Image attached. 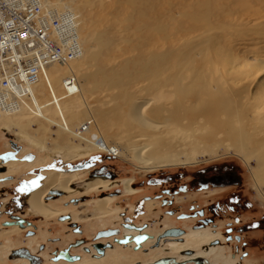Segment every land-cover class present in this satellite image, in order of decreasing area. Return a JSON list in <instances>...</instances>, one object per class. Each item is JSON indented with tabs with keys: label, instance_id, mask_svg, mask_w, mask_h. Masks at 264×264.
<instances>
[{
	"label": "bare ground",
	"instance_id": "bare-ground-1",
	"mask_svg": "<svg viewBox=\"0 0 264 264\" xmlns=\"http://www.w3.org/2000/svg\"><path fill=\"white\" fill-rule=\"evenodd\" d=\"M85 1L58 0L55 3L43 0V4L50 11L71 13L78 24L79 39V20L93 24L83 13ZM100 1L101 7H104V3ZM116 2L131 6L132 10L125 19L130 24H139L140 30L152 29L165 34L166 25L154 27L145 22L157 21L161 17L177 21L178 24L182 23L180 18H186L192 23L188 28H176V33L165 35L174 40L166 50L150 48L147 53L119 58L122 60L110 66L102 58L113 53V45L118 41V36L112 37L108 31L100 30L91 40L82 39L84 42L80 44V57L86 50L88 61L85 60V65L90 66L95 62L96 68L83 71L81 65L76 63L80 57L67 64H50L31 88L30 97L16 100V108L13 109H3L0 106V128L11 131L12 126L17 125L18 135L41 150L47 148L49 134L54 132L56 136L51 139L61 151L60 154L69 157L91 151L120 157L127 154L148 170L181 162V154L173 150L181 137L191 136V149L198 152L204 150L210 154L227 141L248 165L255 161L252 173L258 191L264 198V60H256L257 63L253 64V60L246 56L242 62L237 61L234 51L221 45L218 38L220 32H216L217 29L227 31L231 28L239 31L240 26L221 20L214 21L208 1L200 4L205 12H174L173 9H168L167 14L154 15H149L148 12L154 9L153 6L156 8V0H145L143 3L140 0ZM222 9L225 8L221 6ZM251 22L252 20L247 19V22L242 23L248 27ZM111 25L113 24H108ZM257 26L252 28L254 32L264 34V21ZM196 29H202V32L194 40L192 33ZM91 46H97L98 50L90 52L88 49ZM211 52H215L220 60L217 56H211ZM219 62L225 71L216 73L213 65ZM238 65L244 67L240 68ZM251 66L256 67V70L253 71ZM71 74L78 78L79 92L74 95L66 94L63 85L66 77ZM141 82L146 83L139 84V89L131 91L133 84L136 83L137 86ZM90 98L93 101L95 98L102 105L93 111L88 110ZM78 104L84 105L86 109L77 112L74 106ZM84 125L86 129H82ZM70 137L76 142L70 141ZM191 158L187 155L185 159ZM40 162L42 160L39 159L30 164L12 161L8 163L9 172L17 173L22 168L28 169ZM76 174L78 172H45L41 187L27 198L31 211L45 217L55 215L57 211L44 203L43 198L52 188L72 191L70 182ZM132 179L124 181L128 192L134 191ZM106 184L108 183L103 179H93L86 184V190H95ZM110 200L100 198L92 202L96 216L113 213L108 208ZM13 231L18 229L14 228L11 232ZM204 241V237H194L190 233L183 243L186 247H193ZM147 246L148 243L143 245ZM132 249V245L127 249H108L100 259H89L87 256L83 261L54 264H133L134 260L142 258V254ZM121 253L126 254V258L117 259V254ZM189 262L185 264H190ZM213 264H219L218 257Z\"/></svg>",
	"mask_w": 264,
	"mask_h": 264
},
{
	"label": "flooded vegetation",
	"instance_id": "flooded-vegetation-1",
	"mask_svg": "<svg viewBox=\"0 0 264 264\" xmlns=\"http://www.w3.org/2000/svg\"><path fill=\"white\" fill-rule=\"evenodd\" d=\"M0 130L5 134L10 133L3 128H0ZM13 134L20 140L15 133ZM5 144L9 149L1 151L0 155L7 154L9 158L15 156V159L3 161L0 158V179L7 177H13V179L0 181V189L3 188L4 185H9L12 181L18 180L25 172H31L32 175L29 178V182L21 185V193L26 194L25 202L28 205V210L35 215L42 216L31 211L27 198L33 191L41 187L45 172L60 171L64 174L78 172V174L74 176L75 178L70 182L72 191L66 192L52 188L46 193L43 198L44 203L56 210L57 213L50 217H42L45 219L53 217L59 219L60 217L61 220H57V223L66 231L75 230L76 234H82L88 231V225L84 228H80V217L76 214H68L66 208L62 209V207L58 206V202L62 201L64 203L70 201V199L87 196L89 192L108 190L118 181L116 178L117 173L112 170L108 164L104 163L102 157L97 156L87 160L91 161V164L88 168L83 170H44L43 167L47 166L48 163L44 165H33L28 169L22 168L19 170V172H22L18 174L19 172H9V162L15 161L30 164L34 163L38 159V156L12 139ZM97 162L100 163V165L96 166L95 163ZM97 169H102L103 175H91V173ZM82 172L84 174H82ZM182 174L183 172H180L176 177L173 174H166V176L161 175L160 177L149 174L148 184L150 187H160L159 191L154 190L153 194L143 196L142 203L138 201L130 205L129 214L127 215H125L124 210L116 205L121 197V195H116L119 192L118 189L115 194L110 192L106 193V195H100L95 199L81 201L77 205L69 204V206L71 205L72 207L81 205L91 206L92 202L97 199L109 198L111 200L109 201L108 208L113 210V213L110 215L96 216V210L91 206L92 208L89 209V213L85 220L89 221L91 218L102 220L103 218H107L108 220H119V222L118 224L95 229L93 241L87 243L86 241L77 240L76 243L79 245L77 248L75 247L72 250L70 247L58 249L53 255L49 253L48 247H44L43 243L57 237L41 229L34 235L32 233V222L20 214V210L22 209L21 200L14 198V202H12V204L8 202L7 208H4L5 204H1L3 200L0 199V216L6 214L9 217L7 220L2 221L4 225L0 222V260L4 262L9 261L12 262V264H32V261L27 257H12V251L21 248L27 249L31 254L38 257L34 261L35 264L77 262L83 261L84 257L87 256L90 257L89 259L96 260L103 258L110 249H127L132 245V250L134 252L142 254V258L134 260L133 264H154L158 261H170L172 264H185L188 261H190V264H206L208 261V264H213L216 257H218L219 264H264V259L262 258V253H264V234L259 240L255 239V237H248L251 234L264 231V216L250 220L243 218V213L254 209L255 206L253 201L248 198L241 189L243 181L235 165L219 163L199 168L194 172L193 179L190 182L175 185L173 181L181 177ZM40 175H43V178L38 186H36L35 181ZM97 178L103 179L108 184L95 190H86V184ZM125 180L126 179L123 180V184ZM79 181H83L85 186L81 190L78 189ZM134 183V179H132L133 192L126 191L124 186L123 193L125 195L134 197L139 194L140 190L134 187ZM255 186L257 188L256 182ZM55 191H61L63 193L57 195L54 194ZM72 192H79L81 195H76L75 193L70 194ZM191 192H194V202L190 205L189 211H179L173 206L176 201L184 200L183 196H179L180 194L190 196L189 193ZM220 193H226V196L212 199L206 205L198 201L200 195L211 196ZM258 193L262 197L259 191ZM121 213L124 214L122 217L120 216ZM228 214L233 215L232 219L220 223L219 218ZM148 216H152L153 218L146 220ZM19 218L23 220L22 225L20 224ZM140 218L143 220H140ZM151 220H155V222L152 224L150 222ZM14 228H17L18 231L11 232ZM168 230H175L181 233L163 236ZM109 231L112 233L103 235V233ZM190 233H192L194 237H204L205 243L202 242L193 247L184 246L186 236ZM140 237H145V239L138 243L137 240ZM68 238L73 240L75 239V235L70 233ZM125 239H127V242H121V240ZM70 242L68 244H70ZM73 242L74 241L71 243ZM51 243L52 241L48 242V245ZM145 243H148L147 247H143ZM5 245H9V247L6 249ZM97 247H99L103 253H100ZM66 250L70 255L79 256V258L73 261L63 258L56 260L59 253ZM119 255L121 259L126 257L124 253ZM89 259L88 262H90Z\"/></svg>",
	"mask_w": 264,
	"mask_h": 264
},
{
	"label": "rangeland",
	"instance_id": "rangeland-1",
	"mask_svg": "<svg viewBox=\"0 0 264 264\" xmlns=\"http://www.w3.org/2000/svg\"><path fill=\"white\" fill-rule=\"evenodd\" d=\"M52 1L56 3L58 0H52ZM150 1H153V0H150ZM207 1L210 3L209 7L211 9V12L213 13L214 21L221 20L222 22H225V23H232L235 26H240L239 31H234L232 28L228 29L227 31L223 29H217L216 32L217 33L220 32L218 34V38L220 40L221 45L229 49H232L231 51H234L235 56L237 55L238 57L237 61L242 62L244 57L246 56L249 57L250 60H253L252 62L253 64L257 63L255 62L256 60H264V34L256 33L252 29L256 27L257 24H259V22L264 21V0H210V1L209 0H156V3H155L156 8L153 6L154 9H151L152 8L151 7L150 8L151 10H149L148 13L149 15L150 14L154 15L155 13L167 14L166 12H168V9L169 10L173 9L174 12H177V11H182V12L202 11L203 12L204 9L200 7V4H205L204 2L208 3ZM85 2H86L85 3L86 8H83V13L85 14L86 17L92 20L93 24L90 25V22H84V21L82 22L79 20L80 44H82L84 41L91 40L92 37H96L95 35H97L100 32V30L108 31L109 35L112 37L118 36L117 37L118 41H116L115 45H113L114 46L113 51H112L113 53L110 56H105L104 58H102L105 60L106 65L108 64L107 66L113 65L115 63L117 64L124 57L135 56L140 53H147L150 50V48L152 50L154 49L155 50H166L169 43L173 44L174 40L172 37L166 38L165 35L170 36L176 33L177 29L188 28L190 24L192 23L191 20L186 19V18L185 19L180 18L179 20L182 23L178 24L176 23L177 21H174V20L170 21L171 19H167L166 17H161L157 21L145 20V22H147L148 24L154 27L164 24L167 26L168 33L166 32L164 34L160 31L157 32V30H152V29H143L144 30L143 31V30H140L141 26L139 24L131 22L133 24L132 25L130 24V22L126 21L125 17L132 10L131 6H129L127 3L125 5V3L118 4L116 0H102V3H104V7H101L102 5L99 3L101 2L100 0H86ZM140 2L143 3L145 2V0H140ZM221 6L224 7L225 9L221 10ZM117 10L119 11L118 13H120L121 15L117 13ZM114 16H116V18ZM119 19L121 20L124 19V20L121 21ZM247 19L252 20V22L248 25V27L243 25L245 21L247 22ZM125 21H126L125 23L126 25L124 24ZM172 22H173V25H172ZM108 24L109 25L113 24V25H111L112 26L111 27V26H108ZM241 28H244V29H241ZM201 32H202V29L194 30V34L192 33V36H194V40H196V36L199 35ZM86 36L88 37L87 39H86ZM128 40H130V43L128 42ZM157 41H158V44H157ZM87 43L88 42L85 43V46H87ZM88 50L90 52H93V51L98 50V47L91 46L89 47ZM86 54H87V51L84 50L82 52V56L80 57L78 61H76V63L81 65V68L83 69V71H85L86 69H89V70L95 69L96 68L95 62H92L90 66L85 65V60L88 61L86 59ZM210 54L211 56L213 55L217 56L215 52H211ZM119 58H122V59H119ZM216 58H218V56ZM218 60L220 59L218 58ZM219 64L216 63L213 65L215 69L214 71L216 73L217 72L219 73L222 70L225 71L222 64L220 65ZM238 66L240 68L244 67L242 65H238ZM255 68L256 67H252V70L255 71L256 70ZM145 83L146 82L137 83V86L135 83L133 84L131 88L132 90L131 89L130 90L131 91L137 90L139 89V84L142 85ZM77 100L78 98L75 99V101ZM101 105H102L101 102H96L95 98H94V101L90 98V103H89L90 107L88 108V110L93 111L94 108L101 106ZM74 109L77 112H80V111H84L86 108L84 105L78 104L74 106ZM83 128L84 126L82 127V129ZM18 131H19V128L17 125H13L12 130L9 131L10 133L8 134H5L3 133V131L0 130V152L9 149V147H7L5 143L12 139L16 141L19 145H22V147H24L25 149L31 150L32 153L38 156L37 158L39 160H42V162H40L39 165L41 164L44 165V164L49 163L47 166L43 167L44 170L45 169H55V170L70 171V168L68 167L69 163L71 164L84 163L85 161L90 160L91 158L101 156L102 159L104 160V163L108 164L110 168H112V170H114L117 173L116 178L118 179V181L108 190L98 191V192H89L87 196L79 197L76 199H70V201L64 202V203L62 201L58 202V206L62 207V209L66 208L68 211V214L70 215L76 214L78 217L81 218L79 220L80 228H84L85 226L88 225V228H89L88 231H86L85 233L82 231L83 232L82 234H79V233L76 234L75 230H67V231L64 230L57 223V220H61L60 217L59 219H57L56 217L45 219L44 217L35 215L28 210V205L25 202L26 194L21 193V185L29 182V178L32 175L31 172H27V173L25 172V174L19 177L18 180H14L9 185H4L3 188L0 189V199L3 200L1 204H5L4 208H7L9 204L8 202L12 204V202H14L13 200L14 198L21 200L22 209L20 210V214L24 218L32 222V226H33L32 233L34 235H36L41 229L57 237L55 239H49L47 240V242L43 243L44 247L45 248L48 247V251L52 255L54 254L56 250L62 249L65 247H70L71 250L74 249L75 247L77 248L79 246L76 243L77 240H82L84 242L86 241L87 243L91 242L93 241V237H94L93 233L95 229L102 228L104 226H111L114 224H118L119 222V220L118 221L108 220L107 218H103L102 220L91 218L89 221H87L85 219H86L87 214L89 213V209L91 208L90 205H81L77 207H72L71 205L69 206V204L77 205L81 201L95 199V198H98L100 195H106V193H110V192L115 194L116 190L118 189L119 192L116 195H121V197L119 198V201L116 203V205L119 206L122 210H124L125 215H127L129 214L130 205L138 201L142 203L143 196L147 194H153L154 190L159 191L160 187H150V185L148 184V178L150 176L149 174H152L157 177H160L161 175L166 176V174H173L176 177L178 176V173L183 172L181 177L176 178L173 181L174 184L177 185L179 183L190 182L193 179L194 172L199 168H203V167H207V166H210L213 164H219V163L234 164L237 172L240 174L242 181H243V186L241 187V189L243 190V193L253 201L254 206H255L254 209L244 212L243 218L246 220H250V219L259 218V217L264 216V199L259 195L257 188L255 186V181L252 177L253 173H251L256 163L255 161H252L248 165L243 160V158L240 155H238V153H236L229 146V143L227 141H224L223 142L224 144H222L217 149L216 152H213L210 154L208 152H205L204 150L198 152L197 150L191 149L193 148V144H192L193 139L191 136H190L191 138L181 137L178 140V143H177L178 146L175 147L173 150L175 153L181 154L182 161L171 164V165H165L162 167H157V168L148 170L142 164H140L137 160L130 158V156L127 154L124 157H120V156L115 157L113 155L100 153L99 151H96V152L91 151V152H86V153L78 154V155H75L76 153H74L76 157L75 156L69 157V156H66L65 154L63 155L62 153L60 154L61 151L57 149L56 145L53 143L51 139L52 137L56 136L54 132H51L49 134L47 148L45 150H41L40 148L35 147L32 144H30L29 141L21 138L18 135ZM32 131L33 130L30 128V132ZM13 133H15L20 140H18L17 137ZM220 138L222 139V137ZM70 141L76 142L74 138L72 137H70ZM187 155H190L192 158L189 160L185 159ZM95 165L98 166L100 165V163L97 162L95 163ZM21 172H19L18 174H20ZM82 174L84 173L82 172ZM42 178H43V175H40L37 177L35 181L36 186H38ZM128 178H133L135 182L134 187L140 190L139 194H137L134 197L127 196L123 193L124 192L123 180L128 179ZM11 179H13V177H7L4 179H0V181H6V180H11ZM83 187H85L84 182L79 181L78 189L81 190ZM263 190H264V186H263ZM73 193H75L76 195H81V193L79 192H72L70 194H73ZM189 194L190 196H187L185 194H180L179 196H183L184 200L176 201L173 204V206L176 207L179 211H189L190 205L194 202L193 201L194 192H191ZM225 196H226V193L214 194L211 196L200 195L198 197V201L201 204L206 205L212 199L221 198ZM122 215L124 214L121 213L120 216L122 217ZM232 217L233 215L231 214L221 216L219 218V221L220 223H223L224 221L228 219H232ZM8 218H9L8 215L2 214L0 216V222L4 225L2 221L7 220ZM151 218L153 217L148 216L146 220H149ZM140 220H143V219L140 218ZM150 222L153 224L155 220H151ZM180 226L185 227L183 225H180ZM70 233L75 235V239L72 240L68 238V235ZM263 234H264V231H259L256 234L249 235L248 237L250 238L255 237V239L259 240L261 239V237H263ZM71 240L74 242L71 243L72 242ZM50 241H52V243L48 245V242ZM69 242L70 244H68ZM5 247L7 249L9 245H5ZM262 254H263L262 258L264 259V253ZM116 258H120V255L117 254ZM0 264H12V262H9V261L4 262L0 260Z\"/></svg>",
	"mask_w": 264,
	"mask_h": 264
},
{
	"label": "built area",
	"instance_id": "built-area-1",
	"mask_svg": "<svg viewBox=\"0 0 264 264\" xmlns=\"http://www.w3.org/2000/svg\"><path fill=\"white\" fill-rule=\"evenodd\" d=\"M78 24L71 13L45 8L43 0H0V106L16 108L50 64L80 57ZM68 95L79 92L78 78L64 80ZM86 129V125L84 128Z\"/></svg>",
	"mask_w": 264,
	"mask_h": 264
},
{
	"label": "water",
	"instance_id": "water-1",
	"mask_svg": "<svg viewBox=\"0 0 264 264\" xmlns=\"http://www.w3.org/2000/svg\"><path fill=\"white\" fill-rule=\"evenodd\" d=\"M0 158L3 160V161H7L9 159H15V156L9 158L7 156V154H3V155H0ZM91 164V161H86L84 163H78V164H71L69 163L68 166L70 167L71 171H74V170H80V169H85V168H88ZM91 175L93 176H101L103 175L102 174V169H97L95 170L94 172L91 173ZM54 194H57V195H61L62 192L61 191H55ZM19 221H20V224L22 225V222L23 220L19 218ZM112 232L109 231V232H105L103 233V235H109L111 234ZM181 232H177L175 230H168L166 231L163 236H171V235H177V234H180ZM145 237H140L137 242L140 243V241L144 240ZM121 242H127V239L125 240H121ZM98 251L100 253H103L102 250H100L99 247H97ZM16 256H23V257H27L29 258L31 261H32V264H35L34 261L38 258L37 256L31 254L27 249L25 248H21V249H16V250H13L12 251V257H16ZM67 259V260H76L79 258V256H74V255H70L69 252L66 250V251H61L59 253V255L56 257V260L58 259ZM154 264H172L170 261H167V262H163V261H158Z\"/></svg>",
	"mask_w": 264,
	"mask_h": 264
}]
</instances>
